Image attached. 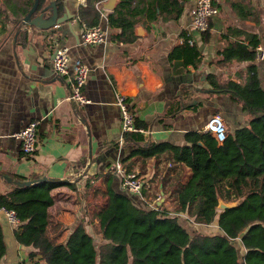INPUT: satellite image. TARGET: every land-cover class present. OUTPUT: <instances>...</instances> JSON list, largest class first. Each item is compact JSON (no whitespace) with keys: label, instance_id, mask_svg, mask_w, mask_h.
I'll list each match as a JSON object with an SVG mask.
<instances>
[{"label":"crops","instance_id":"1","mask_svg":"<svg viewBox=\"0 0 264 264\" xmlns=\"http://www.w3.org/2000/svg\"><path fill=\"white\" fill-rule=\"evenodd\" d=\"M231 1L250 7L252 14L241 16ZM85 2L63 0L70 15L48 27L26 24L22 19L17 23L10 17L0 30V192L8 191L14 184L3 174L16 179L45 176L71 182L73 186L61 184L51 190L55 199L48 207L46 233L55 241H64L73 226L82 220L75 200L76 197L80 199L79 193L102 190L108 181L114 189L126 192L114 166L116 161H120L123 168L140 172L144 181L141 194L126 192L140 206L149 202L151 206L153 203L172 212L170 206L177 200L176 188L187 179L189 167L173 159L169 150L149 156H128L137 143L132 140L122 144L116 142L121 134L120 111L115 102L117 89L126 93L135 122L137 119L145 123L141 125L145 133L139 132L143 142L184 143L185 131L202 129L214 112L222 115L228 130L249 119L241 102L228 93L209 90L208 72L214 73L219 80L241 81L246 66L253 63L264 88V56L217 62L220 57L217 50L226 42L220 34L234 39L242 37L226 31L227 26L256 33L258 44L264 48V0H216L218 12L211 17L206 39L192 26L190 9L194 0L183 3L177 18L138 21L141 22L140 33H135L132 41H116L111 37L119 27L108 25L106 15L111 9L99 5L98 23L105 29L106 37L92 44L80 40L83 23L77 10L78 5ZM49 8L44 16L50 14ZM64 11L65 8L59 14ZM182 28L200 50L201 59L195 67L191 64L180 66L167 58L170 47L182 40ZM22 30L24 43L17 41ZM58 44L68 47L70 71L76 57L88 64L83 86L88 101L74 102L68 98L71 72L61 75L52 69L51 54ZM186 84H192L194 91L185 97L184 104L198 100L202 103L196 109L185 107L173 114L167 113L168 105L180 96ZM31 119L37 120V146L33 154L25 155L14 132ZM178 213L176 210L173 214ZM0 222L4 238L13 245L12 257L4 253L0 258L2 264H35L27 258L31 246L15 239V226L1 210Z\"/></svg>","mask_w":264,"mask_h":264},{"label":"trees","instance_id":"2","mask_svg":"<svg viewBox=\"0 0 264 264\" xmlns=\"http://www.w3.org/2000/svg\"><path fill=\"white\" fill-rule=\"evenodd\" d=\"M1 1L6 9L0 7V30L8 19L19 23L33 2ZM54 1L58 12L64 8L63 0ZM98 1L86 0L78 5L77 15L83 25L98 23ZM185 1L119 0L106 15L108 25L119 27L111 37L116 41H132L136 38L134 26L138 21L177 18ZM43 2L38 0L33 13L43 6ZM230 3L241 16L253 12L241 2ZM210 22L211 19L200 31L203 39L209 35ZM226 31L242 37L234 39L221 33L226 42L217 50L220 55L217 62L255 57L256 33L234 26H227ZM180 35L182 40L168 50V60L180 66H197L201 59L199 48L194 41L189 42L191 37L185 28L180 30ZM19 36L17 41L24 43L23 30L20 39ZM206 79L210 91L228 93L241 102L249 114L247 123L228 130L221 141L202 128L186 130L184 143H145L134 130L123 132V142L137 143L128 156H149L169 150L173 159L187 165V179L175 192L178 207L193 214L200 222L209 223L215 218L220 231L191 234L167 208L137 205L126 192L114 189L108 181L104 189L91 191L95 224L104 239L99 247L95 246L93 236L82 220L73 226L64 241H55L46 233L48 207L55 199L51 190L61 184H73L59 179L13 184L8 191L0 192V205L16 210L20 222L14 227V237L20 244L31 246L27 255L34 258L35 264H264V88L253 63L246 66L241 81L234 78L219 80L212 72L206 74ZM193 91L192 84L183 85L180 96L170 102L166 112L173 114L185 107L196 109L202 103L200 100L184 104L185 97ZM136 124L145 125L137 119ZM124 169L129 170V167ZM219 195L225 200L242 199L235 205L217 209ZM98 196L103 199L96 200ZM237 236L244 246L242 262L233 243ZM5 252L0 222V258Z\"/></svg>","mask_w":264,"mask_h":264},{"label":"built area","instance_id":"3","mask_svg":"<svg viewBox=\"0 0 264 264\" xmlns=\"http://www.w3.org/2000/svg\"><path fill=\"white\" fill-rule=\"evenodd\" d=\"M96 5L97 7L101 5L100 1L96 2ZM217 12L218 7L211 0H194L190 9L192 26L198 31L205 29L208 26L209 19ZM105 37L106 31L99 23L83 25L80 31V40L85 44L102 42L105 40ZM188 40L189 42L193 41L192 38ZM263 56L264 48L257 43L255 46V57L261 58ZM68 59V47L65 44H58L53 48L51 54L52 69L55 73L61 75L71 72L68 98L74 102H86L88 98L83 93V86L88 76V64L80 57H76L73 60L70 71ZM115 102L120 111L121 134L118 139V144L123 143L124 131L134 130L144 134L146 129L136 124L134 112L129 105L126 93L117 89L115 91ZM37 128V120L31 119L14 132V135L19 139L21 152L25 155L33 154L36 149L38 139ZM203 128L210 131L218 141H221L228 131L224 118L219 112L211 114ZM114 166L120 173V184L123 190L130 194H141L144 181L140 178V175L135 170H125L120 161H116ZM153 206L156 205L153 204ZM0 210L12 225L16 226L20 222L14 208L0 205Z\"/></svg>","mask_w":264,"mask_h":264},{"label":"rangeland","instance_id":"4","mask_svg":"<svg viewBox=\"0 0 264 264\" xmlns=\"http://www.w3.org/2000/svg\"><path fill=\"white\" fill-rule=\"evenodd\" d=\"M186 1H188V0H186ZM44 3H48L47 0H44ZM44 3H43V5H44ZM0 7L6 9V6L4 5V3L1 0H0ZM10 15H12V14H10ZM222 93H225V92H222ZM136 172L138 175H140V178H142L140 172H138V171H136ZM148 193H150V192H148ZM90 194H91L90 189L86 190L84 193H79L80 199L78 197L75 198V200L78 203L76 205V207L79 208L78 210L81 212L80 214L82 215L80 217V219H82L86 229L92 234L94 244L98 248L99 245L104 241V239L102 238L101 233L99 232V230L97 229V226L95 224V219H94L93 211H92L93 210V205L91 202L92 199L90 200V196H89ZM174 196L176 198V194H174ZM219 198L222 199L223 201H230V200H225L220 195H219ZM238 198L231 199V200H237ZM102 199H103V197L98 196L96 200L100 201ZM152 205H153V203H152ZM141 206L150 207L151 205L149 202H144V204ZM178 206L179 205H178L177 200H174L172 202V206H170V210L172 211L170 213L173 214L177 210L179 213H178V215L177 214H175V215L178 217L179 221L188 229V231L191 234H195L198 232H210V233H212L215 231H220V228L217 226L215 218L209 223L200 222V221L195 219L193 214H191L185 210L179 209ZM217 209H219V208L217 207ZM4 239L6 240L5 242H6V247H7L5 254L8 257L9 256L12 257L11 249H12L13 245L9 242L7 237ZM233 243L235 244V246L237 248L238 255L240 257V261L242 262V254L244 252V246L241 243L240 236L235 237L233 239ZM27 258H28V261L30 263H34L33 262L34 258H29V257H27ZM18 262L20 263L21 260H19Z\"/></svg>","mask_w":264,"mask_h":264},{"label":"water","instance_id":"5","mask_svg":"<svg viewBox=\"0 0 264 264\" xmlns=\"http://www.w3.org/2000/svg\"><path fill=\"white\" fill-rule=\"evenodd\" d=\"M119 0H101L100 4L106 8L112 9L118 2ZM182 2V1H181ZM38 5V0H33L31 6L29 7L28 11L26 14L23 16L22 20L26 24H35L40 27H48L53 24H57L58 22L66 19V17L70 14H68V10L66 7L65 11L62 12V14H59L56 3L54 0H51L48 4L44 5L41 7L40 11L37 14H34L33 12L36 10ZM47 7L51 8V12L48 16H44V11L47 9ZM136 34L140 33L141 29V22L135 24ZM73 101V100H72ZM3 176L8 180L13 182L14 184L17 185H23V184H30L33 183L37 180L40 179H46L45 176L42 177H37V178H24V179H16L12 178L11 176L7 174H3ZM242 197H239L237 200H230V201H223L222 199L219 198L218 196V204L217 207L219 209H223L228 206H232L237 204Z\"/></svg>","mask_w":264,"mask_h":264}]
</instances>
